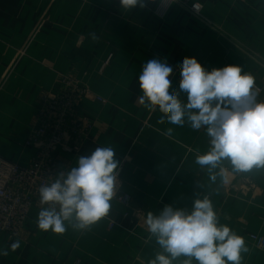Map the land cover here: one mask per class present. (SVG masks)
I'll list each match as a JSON object with an SVG mask.
<instances>
[{"label":"crops","instance_id":"obj_1","mask_svg":"<svg viewBox=\"0 0 264 264\" xmlns=\"http://www.w3.org/2000/svg\"><path fill=\"white\" fill-rule=\"evenodd\" d=\"M194 4L206 21L190 11ZM185 57L207 71L239 65L264 88V67L255 60L264 62V0H151L130 10L119 0H0V156L30 165L36 150L27 140L39 95L56 93L60 76H72L107 104H82L94 128L78 155L59 152L61 166L70 169L79 156L110 146L122 191L131 196L128 205L112 199L109 214L86 230L65 222L63 234L38 229V212L49 206H34L19 238L8 242L0 232V264H149L163 249L147 229V213L166 205L190 211L204 195L219 223L244 237L242 264H264V250L248 238L264 236V168L235 172L224 160L209 173L195 163L210 148L206 130H193L186 118L183 127L166 118L158 123V108L139 103L142 65L153 58L171 65V93L179 91ZM15 241L20 247L12 251Z\"/></svg>","mask_w":264,"mask_h":264},{"label":"clouds","instance_id":"obj_2","mask_svg":"<svg viewBox=\"0 0 264 264\" xmlns=\"http://www.w3.org/2000/svg\"><path fill=\"white\" fill-rule=\"evenodd\" d=\"M119 2L123 9L130 10L137 5L144 8L151 0ZM172 73L173 67L160 59L143 64L138 78L142 91L139 103L150 111L158 108L163 114L158 123L166 118L168 123L183 127L187 119L193 130H206L210 148L198 154L195 163L207 167L209 173L224 160L235 172L264 168V101L257 100L255 77L242 74L239 65L207 71L195 57H185L180 64L179 91L170 93ZM167 132L171 134L172 129ZM114 156L110 146L97 147L91 154L79 156L76 166L61 172L54 182L41 186L40 203L50 206L39 210L38 229L63 234L65 222L74 219V228L86 230L106 217L118 179L119 162ZM224 171L220 168L221 174ZM145 223L163 249L149 264H173L181 256L187 257L183 264H192L193 259L197 264H242V254L249 252L243 236L219 223L207 195L195 199L190 211L171 205L158 215L149 211ZM10 247L15 251L20 242Z\"/></svg>","mask_w":264,"mask_h":264},{"label":"built area","instance_id":"obj_3","mask_svg":"<svg viewBox=\"0 0 264 264\" xmlns=\"http://www.w3.org/2000/svg\"><path fill=\"white\" fill-rule=\"evenodd\" d=\"M190 11L198 18L202 16V6L194 4ZM214 27V26H212ZM110 54L104 68L111 64ZM259 66L264 62L255 59ZM259 90L258 101H264V88L256 82ZM40 110L30 127L27 145L36 150V155L28 167H21L0 156V232L8 242L20 237L25 223L34 206H50L40 203L39 188L54 182L61 172H66L60 163L59 152L78 155L91 131L93 122L81 113L85 101L107 104L90 88L72 76H60V86L56 93L41 92ZM117 183L113 200L128 205L131 196L122 191L121 170L117 171ZM57 207V206H56ZM111 229L114 224H110ZM252 245L264 250V236L249 234Z\"/></svg>","mask_w":264,"mask_h":264}]
</instances>
